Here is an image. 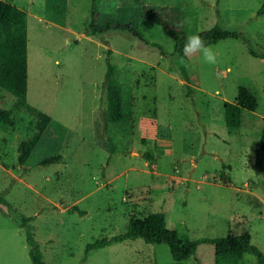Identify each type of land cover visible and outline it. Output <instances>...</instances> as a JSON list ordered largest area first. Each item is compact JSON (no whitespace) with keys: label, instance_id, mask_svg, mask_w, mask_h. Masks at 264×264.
<instances>
[{"label":"rangeland","instance_id":"1","mask_svg":"<svg viewBox=\"0 0 264 264\" xmlns=\"http://www.w3.org/2000/svg\"><path fill=\"white\" fill-rule=\"evenodd\" d=\"M0 1L26 13L27 102L51 118L27 173L19 146L36 133V118L13 111L14 126L0 131V194L14 208L0 211V264H31L21 217L32 218L45 264H214L210 245L177 263L167 246L141 239L85 257L87 244L123 233L131 216L156 212L183 239L249 232L264 256V61L231 39L210 46L215 63L200 51L175 54L165 31L189 36L219 26L264 53V0H220L217 8L216 0H101L100 22L132 24L148 44L124 32L87 36L90 0ZM106 58L121 88L122 122L108 118ZM240 86L257 109L242 111L240 126L229 129L223 103H234ZM14 102L0 89V108ZM140 118L158 126L145 146ZM47 157L57 159L40 165ZM241 264L257 262L246 255Z\"/></svg>","mask_w":264,"mask_h":264},{"label":"trees","instance_id":"2","mask_svg":"<svg viewBox=\"0 0 264 264\" xmlns=\"http://www.w3.org/2000/svg\"><path fill=\"white\" fill-rule=\"evenodd\" d=\"M101 0H90L88 17L84 26L87 36H103L109 32L128 33L143 44L148 42L142 38L137 29L129 23H118L114 21H99V3ZM220 0H216L215 7L219 6ZM217 14L218 11L216 10ZM264 14V2L262 3L258 16ZM167 35L173 40V52L184 54L183 48L188 36L180 29L172 26L165 28ZM209 46L224 40H241L247 46L248 55L255 59L264 61V53H259L251 47L250 41L241 33L229 32L219 26L198 34ZM27 16L24 11L17 8L8 1H0V89L15 97L11 110L0 108V131L14 126L12 119L13 111H26L37 120L36 133L32 138L19 146L18 164L23 172L27 173L30 167L27 161L31 152L36 148L44 136L51 118L38 111L27 102ZM158 48L157 45H151ZM162 51V50H161ZM160 51V52H161ZM111 52L107 51L110 56ZM106 91V104L108 118L112 122H122L124 113L122 109L121 88L114 79V67L110 60H105V75L103 82ZM188 90L187 94L190 95ZM257 109V99L247 88L240 86L237 89L234 103H223L225 125L229 129L240 126V114L242 111L250 113ZM140 131V144L145 146L150 140H154L157 134V123L153 118H140L138 121ZM260 150H264V119L260 136ZM150 164L154 162L152 154L145 153L143 156ZM56 157H47L40 165H48ZM221 179L224 174L221 173ZM0 211L6 214L14 212L13 206L0 194ZM31 217H21L20 227L25 232V241L28 247V257L31 264H45L39 244L35 239L30 226ZM141 239L145 244L165 245L173 261L177 263L186 262L195 257L201 245L213 247L214 264H241L246 255L253 256L257 264H264V256L261 251L251 243L249 232L237 236L227 235L219 238L183 239L179 234L166 227L165 216L162 212L150 213L143 219L131 216L123 233L111 238H101L93 243L87 244L84 250L85 257L101 248H107L114 244Z\"/></svg>","mask_w":264,"mask_h":264},{"label":"clouds","instance_id":"3","mask_svg":"<svg viewBox=\"0 0 264 264\" xmlns=\"http://www.w3.org/2000/svg\"><path fill=\"white\" fill-rule=\"evenodd\" d=\"M183 51L185 54H191L193 52L200 51L203 55V59L206 62H216V56L212 52L211 47L207 45L197 34H191L188 36Z\"/></svg>","mask_w":264,"mask_h":264}]
</instances>
